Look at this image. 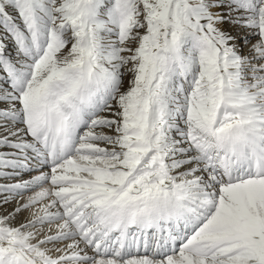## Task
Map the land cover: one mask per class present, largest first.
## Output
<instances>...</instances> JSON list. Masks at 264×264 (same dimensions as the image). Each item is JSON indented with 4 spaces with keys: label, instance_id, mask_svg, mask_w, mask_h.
Masks as SVG:
<instances>
[{
    "label": "snow or ice",
    "instance_id": "6c2138e0",
    "mask_svg": "<svg viewBox=\"0 0 264 264\" xmlns=\"http://www.w3.org/2000/svg\"><path fill=\"white\" fill-rule=\"evenodd\" d=\"M0 264H264V0H0Z\"/></svg>",
    "mask_w": 264,
    "mask_h": 264
}]
</instances>
